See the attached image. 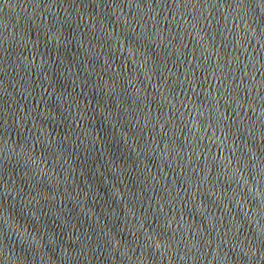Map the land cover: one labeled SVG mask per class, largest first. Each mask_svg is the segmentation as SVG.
I'll return each instance as SVG.
<instances>
[{
	"label": "water",
	"instance_id": "95a60500",
	"mask_svg": "<svg viewBox=\"0 0 264 264\" xmlns=\"http://www.w3.org/2000/svg\"><path fill=\"white\" fill-rule=\"evenodd\" d=\"M0 264H264V0H0Z\"/></svg>",
	"mask_w": 264,
	"mask_h": 264
}]
</instances>
